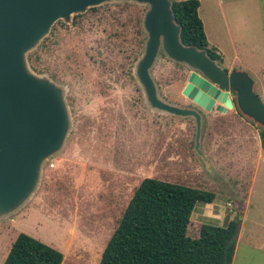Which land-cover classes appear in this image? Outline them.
Listing matches in <instances>:
<instances>
[{
  "label": "rangeland",
  "instance_id": "rangeland-1",
  "mask_svg": "<svg viewBox=\"0 0 264 264\" xmlns=\"http://www.w3.org/2000/svg\"><path fill=\"white\" fill-rule=\"evenodd\" d=\"M199 1L209 44L223 56L219 64L250 72L258 81L256 94L264 99V0ZM149 10L150 5L134 0L90 7L69 21L58 20L27 53L30 72L63 90L70 127L62 149L44 162L32 196L0 218V264L20 233L61 251L62 264H100L136 188L147 177L228 198L233 204L232 210L227 206L229 213L241 224L232 264H264V158L258 165L238 164L241 149H236L234 160L219 156L218 164L209 154L211 136L221 128L236 135L240 128L260 132L264 127L237 107L227 114L199 108L183 94L195 70L161 48L151 76L162 100L202 114L206 158L198 154L195 119L153 108L137 77ZM198 233L194 226L188 228L190 237Z\"/></svg>",
  "mask_w": 264,
  "mask_h": 264
},
{
  "label": "water",
  "instance_id": "water-1",
  "mask_svg": "<svg viewBox=\"0 0 264 264\" xmlns=\"http://www.w3.org/2000/svg\"><path fill=\"white\" fill-rule=\"evenodd\" d=\"M113 0H0V218L20 209L40 182L46 160L65 143L70 118L63 90L48 77L30 72L27 53L60 19ZM150 5L144 27L148 33L137 77L149 104L197 123L195 149H201L202 114L162 100L150 70L162 48L193 71L183 94L201 108L227 112L236 107L264 127V99L255 92L256 81L242 69L228 70L206 49L182 42L173 0H134ZM264 129V128H263Z\"/></svg>",
  "mask_w": 264,
  "mask_h": 264
},
{
  "label": "trees",
  "instance_id": "trees-1",
  "mask_svg": "<svg viewBox=\"0 0 264 264\" xmlns=\"http://www.w3.org/2000/svg\"><path fill=\"white\" fill-rule=\"evenodd\" d=\"M199 0H173L176 21L186 45L206 49L223 63L209 44ZM41 70V69H40ZM264 149V129H260ZM213 191L147 177L136 188L122 219L105 247L100 264H232L241 229L239 219L226 225L203 224L200 236L188 235L197 202L213 203ZM64 254L27 233L13 242L3 264H62Z\"/></svg>",
  "mask_w": 264,
  "mask_h": 264
},
{
  "label": "crops",
  "instance_id": "crops-1",
  "mask_svg": "<svg viewBox=\"0 0 264 264\" xmlns=\"http://www.w3.org/2000/svg\"><path fill=\"white\" fill-rule=\"evenodd\" d=\"M240 69L247 71L244 68ZM257 83L258 81H256V84ZM227 113L228 111L226 112V114ZM229 129V127H224L216 132H213L209 145V154L211 155V157L217 159L216 162L219 164V156L234 160L237 154L236 149H241L238 153V164L258 165L264 158V149L262 147L260 132L254 127H251L249 129L240 128L243 131L235 135L229 133ZM241 145H243L242 148ZM222 149H225V152H222L221 155H219ZM242 167H244V165H242ZM227 202L228 198L224 196H217L216 200L213 203L197 202L191 215L190 228L191 226H194L196 231L197 229H199L198 234L200 236V229L203 224L220 226L226 225L228 221L234 218L233 214L229 213L230 210L227 207ZM194 217L196 221H193ZM198 234H196V236Z\"/></svg>",
  "mask_w": 264,
  "mask_h": 264
},
{
  "label": "built area",
  "instance_id": "built-area-1",
  "mask_svg": "<svg viewBox=\"0 0 264 264\" xmlns=\"http://www.w3.org/2000/svg\"><path fill=\"white\" fill-rule=\"evenodd\" d=\"M227 206L230 207V209L232 210V208H233V204H232L231 201H228V202H227Z\"/></svg>",
  "mask_w": 264,
  "mask_h": 264
},
{
  "label": "flooded vegetation",
  "instance_id": "flooded-vegetation-1",
  "mask_svg": "<svg viewBox=\"0 0 264 264\" xmlns=\"http://www.w3.org/2000/svg\"><path fill=\"white\" fill-rule=\"evenodd\" d=\"M193 101V100H192ZM196 104V103H195ZM197 105V104H196ZM197 106H199V105H197ZM199 108H200V106H199Z\"/></svg>",
  "mask_w": 264,
  "mask_h": 264
}]
</instances>
